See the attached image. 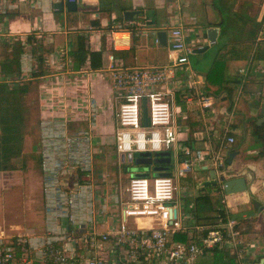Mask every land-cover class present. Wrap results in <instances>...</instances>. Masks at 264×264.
<instances>
[{"label":"built area","instance_id":"obj_1","mask_svg":"<svg viewBox=\"0 0 264 264\" xmlns=\"http://www.w3.org/2000/svg\"><path fill=\"white\" fill-rule=\"evenodd\" d=\"M64 1L72 0H52ZM1 4L3 11L5 1ZM132 33L121 23L111 24V50L105 53V65L100 70L115 108L112 145L122 160L138 152L153 155L172 149L175 162L168 168L169 174L128 175L121 193L109 194L94 216L93 166L84 163L90 156L82 146L87 131L66 130L62 120L55 122L60 130L54 131V121L43 120L46 138L58 144L56 159L49 160L44 168L46 230L37 238L25 233L0 236V264H199L200 255L214 247H223L238 264H244L242 258L253 246L246 242L238 219L227 216L207 225L195 223L190 212H179L182 204L178 190L183 188L178 180L194 176L202 164L216 171L226 160V146L233 141L228 121H217L213 124L218 127L215 142L205 140L197 147L180 143L186 131L174 121L170 106L174 93L184 90L185 107L200 114H209L217 100L195 89L196 73L187 60L202 44L187 45L182 30L171 28L167 42L181 53L180 58L163 65L127 67L113 53L128 49ZM57 65V73L66 71L62 56ZM245 72V68L236 71L239 76ZM142 99L146 100L145 126L140 119ZM218 190L224 195L220 187ZM225 201L221 199L220 204L226 210ZM107 202L113 210L106 208ZM102 216L113 221L100 230L96 225ZM173 233L191 235L193 240H174ZM15 245L20 246L21 253L16 252Z\"/></svg>","mask_w":264,"mask_h":264},{"label":"crops","instance_id":"obj_2","mask_svg":"<svg viewBox=\"0 0 264 264\" xmlns=\"http://www.w3.org/2000/svg\"><path fill=\"white\" fill-rule=\"evenodd\" d=\"M3 1H5V6L3 11H0V37L1 40L6 39L7 43L12 45L17 40L23 44L24 52L20 56V77L23 80H27L29 74L35 70L36 65H34V58H32L30 52L33 43L41 46L46 51L43 56L47 72L45 75L43 74L33 80L36 83L39 99L40 123L43 120L45 122L48 120L54 121L52 123V126L55 125L53 129L58 131L60 129L55 122L62 120L65 123L64 129L66 130H74L75 128L86 130L87 136L82 146L86 151V155L90 156V160L91 153L96 155L103 151V144L109 145L114 150L112 141L115 129V108L107 86L102 76H100V70L105 65V53L110 51L111 47L109 23L121 22L124 27L132 30L128 49L114 53L120 63L131 67L140 65L157 66L170 63L172 53L167 45V39L171 28L182 30L185 36L184 42L187 45L207 44L205 32L210 27L220 29L217 39L219 44H239L242 38L240 33L235 31L239 29V21H241L238 17L256 22L264 20V0H77L78 8L73 12H68L64 8L62 12L53 10L55 3L52 0ZM1 2L2 0L0 1L2 7ZM129 10L140 11V15L134 17V20L130 23H126L122 20L121 15ZM226 20L229 21L230 28L234 31L227 34V36H222V25ZM162 30L167 33L166 46H162L163 40L160 45L157 44L155 42L157 39L153 37V33ZM77 36L84 38L86 51L99 53L101 67L98 70H91L87 63L78 72L71 69L72 64L68 51L75 47ZM258 38L264 39V24H262ZM235 51H239L238 46L237 48L235 46ZM198 55H200L199 60L202 62L206 54L202 52ZM60 56L66 64V71L63 73L56 72ZM245 62L229 60L227 72H225L226 76L231 77L238 69L245 68ZM205 72L202 69L196 70L195 82H198L195 84L196 90L202 89L201 85L204 82ZM260 73L251 72L241 92L238 88H235L234 104L231 105L229 110L225 93L216 98L217 100L209 114L206 112L200 114L197 110L194 111L185 107L187 103L184 99V90L174 93L170 104L174 121L177 126H183L186 131L181 140L187 142L189 147H197L203 144L205 140L206 142L216 141L218 127L213 124L217 121H228L231 126L229 132H237L242 129V123L246 118L258 119L260 117L259 107L254 105L253 93L256 91L261 77L264 76ZM210 88L216 89L215 87ZM41 130L43 135L46 130L44 127H41ZM46 140L48 139L46 138ZM231 144L226 146V149ZM249 146V149L252 148ZM241 148L242 145L238 143L237 153L233 156L234 160L228 168L229 175H237L244 170L249 172L252 178L248 183L250 184V181L255 178L252 184L253 192H235L229 195L224 193L223 198L226 200L229 213L251 209L252 207L248 208V202L251 203V198L255 200L256 197L264 203V167L262 168L252 159L250 156L252 150L250 152L246 150V153H243ZM57 152L55 146L47 150L46 153L43 152L45 164H49V160H53V158L56 159ZM203 165L205 164H202L200 169H203ZM249 165H252L253 168L251 169ZM93 169V178H99L101 182L102 179L100 180V178L103 174H96ZM202 173L204 175L205 171ZM67 178L64 179L67 180ZM194 178H196L195 175ZM201 179H204V176L198 178L199 181ZM184 181L187 180H178L180 188H186L185 185H181ZM123 187L118 184L116 190H113L112 185L108 183L99 184L94 182L92 186L93 193H96L92 201V206L95 209L94 216H97V210L106 201V197L114 191L121 193ZM185 197L189 200L188 196ZM180 201L183 207L185 198ZM190 204L189 201V207ZM236 204L241 209H234L233 206ZM106 208L113 210L109 202L106 203ZM46 217L47 213L45 212L44 223H41L44 228L43 231L46 230L44 226ZM248 218L255 219L254 227L256 231L253 236L248 233L245 234L246 242L252 244L253 247L242 258V262L244 264H258L264 258V247L258 249L257 246L258 243L264 245V226L257 221L256 215L253 214ZM110 221L113 220L102 216V218L97 219L96 226L100 230L105 229L107 222ZM114 221L116 222L117 219ZM26 231L25 234H29L34 238L44 233L42 228L41 230L35 228V234L32 233V235L29 229ZM15 235L17 234L9 233L5 236ZM198 262L199 264H210V253L200 255Z\"/></svg>","mask_w":264,"mask_h":264},{"label":"trees","instance_id":"obj_3","mask_svg":"<svg viewBox=\"0 0 264 264\" xmlns=\"http://www.w3.org/2000/svg\"><path fill=\"white\" fill-rule=\"evenodd\" d=\"M238 18L241 21H239V29L235 31L240 33L242 40L239 44H219L204 74V82L201 85L203 92L214 98H218L222 93H225L228 101V110L234 104L235 88H238L239 92H241L251 72L260 73L261 71L260 74L264 75V39L256 41L264 20L256 22L243 17ZM110 26L111 23L108 24V28ZM230 27L229 21H224L221 31L222 36H227V34L234 31ZM83 40V37L77 36L75 47L68 51L72 64L71 69L78 72L87 63L91 70H98L101 67L99 53L86 51ZM235 46L236 48L238 46L239 51H235ZM23 52L24 46L19 40L14 41L13 45L7 43L6 39L0 40V172L15 169L13 159L21 154V142L24 136V96L29 92V82L43 74L45 75L47 72L43 56L46 51L41 46L34 44L30 52L32 53V58H34V65H36L35 70L29 74L27 80H23L20 77V56ZM229 60L246 61L245 75L239 76L234 73L233 76L227 77L225 72H227ZM210 87H215L216 89L213 90ZM253 96L254 105L259 107L264 101V76L261 77ZM249 121L252 125L250 131L251 144L249 147H252L255 152L252 159L258 160L264 157V121L260 125L255 124V119H250ZM180 141L181 143L183 142V140ZM182 144L189 147L187 142ZM237 145L238 142L232 143L226 149L225 159H227L226 156L230 151L237 149ZM189 201L191 203L190 207ZM183 207L192 213L195 223H199L201 220L202 223H207V225L214 224L219 220H225L227 216H231V213L227 209L225 210L218 200H213L207 192L198 194L193 200L185 199ZM247 219L251 218L239 220L244 221ZM172 237L174 240L183 243L193 240V236H188L184 233H173ZM15 246L17 248L16 252L21 253L20 246ZM210 255V264H238L235 256L229 255L223 247L212 248ZM51 263L47 262L46 264Z\"/></svg>","mask_w":264,"mask_h":264},{"label":"rangeland","instance_id":"obj_4","mask_svg":"<svg viewBox=\"0 0 264 264\" xmlns=\"http://www.w3.org/2000/svg\"><path fill=\"white\" fill-rule=\"evenodd\" d=\"M1 40V37H0ZM34 46V43L31 47ZM199 53L195 55H190L187 57L194 68H198L199 63ZM29 92L24 96V136L22 137L21 142V154L19 157L13 159L15 169H8L0 172V235L5 236L6 234H19L22 232H27L30 230V234H35L36 230L39 229L43 231V226L41 223L45 217L46 212V194H45V171L44 168L48 163L45 164L43 160V152L46 153L47 150H50L56 146L57 141L46 140L48 134L44 133V137L41 133V127L43 123H40L39 120V99L37 96L36 83L34 81L29 82ZM250 118H246L242 123L243 127L237 132L231 131L229 134L233 136V141L231 143H239L242 145V152L246 153V150L251 153V157L255 155L253 148H248L251 144L250 131L252 125L250 124ZM58 143L61 145L63 142ZM93 143V142H92ZM113 146V145H112ZM103 151L98 154L91 153V160L85 158V164H91L93 166V171L96 174H103L102 178H93L94 182L99 184L108 183L112 185L113 190H116L114 184L120 185L121 187L125 186L127 175L133 172H154L157 170H163L166 167L160 163H153L151 165H142L135 164L130 162L127 157L125 160H122L112 147L109 145H102ZM51 154V153H50ZM170 159L172 162H175L173 150L169 152ZM233 158V157H232ZM234 160V159H233ZM262 168L264 167V157L255 160ZM91 162V163H90ZM43 163V167H42ZM124 169V170H123ZM204 172L203 169H198L195 171V177L191 176L181 183L185 185V189H179V196L186 199L185 196H188L190 200H193L195 196L200 193L207 192L213 200H218L220 202L223 195L218 193V191L213 190L212 188L206 187H195V184H198V178H200ZM94 174V173H93ZM201 175V176H200ZM96 177V175H95ZM264 179V177H263ZM261 179V180H263ZM98 180V181H96ZM254 180L250 181L252 185ZM258 186L259 183L257 182ZM261 189V187H259ZM111 190V191H113ZM209 190V191H207ZM262 191V189H261ZM116 191H114L115 193ZM103 195V194H101ZM252 200V198H251ZM255 197L254 202L257 203V208L254 211V215L257 216V221L264 226V203ZM234 209L240 208L238 204L233 206ZM248 208H251L250 201L248 202ZM228 209V208H227ZM241 209V208H240ZM181 214L189 213L187 209H179ZM255 219H247L240 222L241 226L244 227L245 232L254 235L255 233ZM185 222V221H184ZM199 223H202L200 220ZM46 224V223H45ZM45 226V225H44ZM28 227V228H27ZM25 229V230H24ZM264 229V227H263ZM45 232V231H43ZM42 232V233H43ZM29 235V234H28ZM258 249H262L264 245L262 243L257 244ZM207 264V263H204Z\"/></svg>","mask_w":264,"mask_h":264},{"label":"water","instance_id":"obj_5","mask_svg":"<svg viewBox=\"0 0 264 264\" xmlns=\"http://www.w3.org/2000/svg\"><path fill=\"white\" fill-rule=\"evenodd\" d=\"M65 6V7H64ZM63 8L68 11V12H73L75 11L77 7V0H72V1H64V2H58L53 5V10L57 12H62ZM140 15V11L137 10H129L125 11L122 13V20L126 23H130L131 21L134 20V17H137ZM220 33V29L217 27H210L206 30V42L207 44H204L200 46V48L196 49L195 51L192 52V55H195L196 53H205V59L203 58V61L200 62L198 68H194L192 63L189 61V65L192 71L196 72V70H205L207 71L211 59L216 52L219 43L217 42L218 35ZM153 37H155L157 44L160 45V42H162V46H166V39H167V33L165 31H159L153 33ZM168 39H170V35H168ZM167 39V41H168ZM167 45L169 46V42H167ZM170 49V52L172 53L171 58L173 60H176L180 58L181 53L179 51H174L173 49ZM146 100L142 99L141 104H140V119H141V125L145 126L146 125ZM259 115L260 117L255 120L256 125H260L262 121L264 120V101L260 104L259 106ZM237 153V150H232L230 151L227 156L225 162L222 163V165L217 168L215 171L214 169H206L207 165H203V169L205 171L204 174V179H201L198 181V184H195V187H206V189L212 188L215 191H218V187L223 190V192L227 195L235 192H253V186L250 185L248 182L252 178V175L244 170L242 173H238L237 175H229L230 171L228 168H230L233 160V156ZM130 162H134L135 164H142V165H151L153 163H160L163 164L166 168L161 169V170H155L154 172L151 173L153 176H166L169 174L168 168L171 166L172 159H170L169 152L165 150L164 152H159V153H154L153 155H150L148 153H141L138 152L136 155L133 156V158L128 159ZM251 169L253 168L252 165H249ZM217 172V174H216ZM140 175L142 177H146L149 175L148 172H133L130 173L129 176H137ZM209 191V190H207ZM257 208V203L252 201V208L248 209L243 212H234L231 213L232 218L235 219H243V218H248L254 214V211ZM259 264H264V258L261 259Z\"/></svg>","mask_w":264,"mask_h":264},{"label":"flooded vegetation","instance_id":"obj_6","mask_svg":"<svg viewBox=\"0 0 264 264\" xmlns=\"http://www.w3.org/2000/svg\"><path fill=\"white\" fill-rule=\"evenodd\" d=\"M254 198V197H253ZM252 201H253V199L251 200V207H252Z\"/></svg>","mask_w":264,"mask_h":264}]
</instances>
